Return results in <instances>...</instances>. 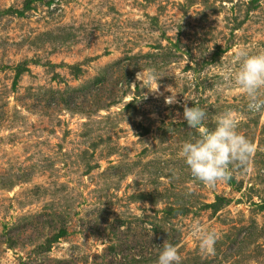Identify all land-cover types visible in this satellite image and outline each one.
<instances>
[{"label":"rangeland","instance_id":"obj_1","mask_svg":"<svg viewBox=\"0 0 264 264\" xmlns=\"http://www.w3.org/2000/svg\"><path fill=\"white\" fill-rule=\"evenodd\" d=\"M28 1L0 0V264H157L165 240L180 264H264V114L234 83L238 52L264 51V0ZM185 104L210 129L234 111L247 171L191 176Z\"/></svg>","mask_w":264,"mask_h":264},{"label":"clouds","instance_id":"obj_2","mask_svg":"<svg viewBox=\"0 0 264 264\" xmlns=\"http://www.w3.org/2000/svg\"><path fill=\"white\" fill-rule=\"evenodd\" d=\"M237 58L240 64L234 74L235 86L247 97L249 112L264 114V51L248 54L241 50ZM145 79L149 83L155 80V70H141L136 74L137 81ZM158 88L159 84L156 91ZM171 88L169 86L166 89L172 93L171 97H165L166 105L175 102L176 94ZM206 115L201 107L184 105L183 118L187 126L195 129L198 135L186 140L178 155L184 160L195 180L214 187L217 182H227L231 179V166L247 171L255 146L245 135L237 131L236 114L231 109L217 115L215 127L211 129L205 123ZM144 227L152 231L150 224H145ZM191 235L199 241L201 252L209 254L214 252L218 239L214 230H207L196 220L191 225ZM157 248V264H180L181 256L178 248L168 240Z\"/></svg>","mask_w":264,"mask_h":264},{"label":"trees","instance_id":"obj_3","mask_svg":"<svg viewBox=\"0 0 264 264\" xmlns=\"http://www.w3.org/2000/svg\"><path fill=\"white\" fill-rule=\"evenodd\" d=\"M33 0H29L27 2V4H30ZM18 15H21V13H18ZM26 64H21V65H18L16 68H15V77H14V85L17 83V80L19 78V76L21 74H23L24 72H26ZM219 204L217 203H214L213 207L214 209L216 210L217 206ZM264 207H261L260 209H263ZM67 235V232L65 229H60L58 230L56 233H54L51 237H49L48 239L45 240V243L42 247H40V249L43 251V252H46V251H49L50 248H51V245L54 244L55 242H57L59 239L65 237Z\"/></svg>","mask_w":264,"mask_h":264}]
</instances>
